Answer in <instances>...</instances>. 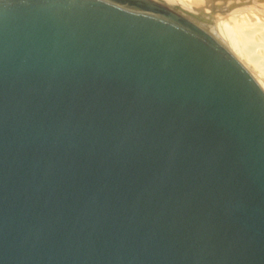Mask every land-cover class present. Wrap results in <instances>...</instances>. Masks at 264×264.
Wrapping results in <instances>:
<instances>
[{"label": "water", "instance_id": "1", "mask_svg": "<svg viewBox=\"0 0 264 264\" xmlns=\"http://www.w3.org/2000/svg\"><path fill=\"white\" fill-rule=\"evenodd\" d=\"M158 0H0V264H264V90Z\"/></svg>", "mask_w": 264, "mask_h": 264}, {"label": "rangeland", "instance_id": "2", "mask_svg": "<svg viewBox=\"0 0 264 264\" xmlns=\"http://www.w3.org/2000/svg\"><path fill=\"white\" fill-rule=\"evenodd\" d=\"M158 1L162 2L163 4L167 5L172 9L180 8V13L199 15L200 21H212V23L198 22L190 16L182 15L185 18L197 24L198 26H200L201 28H203L205 31L209 32L219 42H221L224 46H226L232 53L235 52L234 53L235 55L239 51L237 50L236 47L239 44H243V42L245 44L246 41L247 43L245 44L246 46L245 49L248 56H250V58L251 57L254 59L256 58L259 62H261L260 66L264 67V42L262 41L260 36H258L259 34L257 33L260 30L257 31L255 30L253 32H250L249 33L250 37L247 35L248 39L245 38L246 36L245 33H241L242 30L244 31L248 29L249 25H252V27L255 29L257 25H255L254 27L253 23L255 24V23H259V21L260 22L264 21V14L258 12L257 10L259 9L257 8L258 6L256 5L254 6L253 3H247L246 4L247 6L245 7L244 5L243 7L242 0H208V1L207 0L205 1L158 0ZM260 10H262V8H260ZM237 27L240 28L237 29ZM249 38L251 40H249ZM244 62L248 66H250L249 69H251V62L247 60V58H244Z\"/></svg>", "mask_w": 264, "mask_h": 264}, {"label": "bare ground", "instance_id": "3", "mask_svg": "<svg viewBox=\"0 0 264 264\" xmlns=\"http://www.w3.org/2000/svg\"><path fill=\"white\" fill-rule=\"evenodd\" d=\"M202 1V0H201ZM203 1H205V0H203ZM208 1V0H207ZM243 1V3H242V6L244 7V5H245V7L247 6L246 4L247 3H253L254 4V6L256 5V6H258L257 8H259V9H257L258 10V12H261L262 14H264V0H242ZM227 2V1H226ZM260 6V7H259ZM254 8V7H253ZM260 8H262V10H260ZM244 16V15H243ZM180 19H184V20H186L187 22H189V23H191V24H194V25H196V26H198L197 24H195L194 22H192V21H190L189 19H187V18H185L184 16H182V15H180ZM251 21V20H250ZM256 22V21H255ZM258 22V21H257ZM246 23V22H245ZM244 23V24H245ZM255 25H257L256 27H255ZM231 26V25H230ZM248 26V25H247ZM253 26L255 27V29L252 27V25H249V28L248 29H246V30H242V32L241 33H245V38L246 39H248V37H247V35L249 36V33L250 32H253V31H257V30H260V31H258L257 33L259 34L258 36H260V38L262 39V41L264 42V21H262V22H260L259 21V23H253ZM199 28H201L200 26H198ZM226 28V27H225ZM228 28V27H227ZM240 28V27H239ZM238 27H237V29H239ZM202 30H204L203 28H201ZM229 29V28H228ZM232 29V28H231ZM233 30V29H232ZM205 31V30H204ZM207 32V31H206ZM209 33V32H208ZM210 34V33H209ZM241 35V34H240ZM242 36V35H241ZM250 37V36H249ZM245 39V40H246ZM249 40H251L250 38H249ZM248 40V41H249ZM261 41V42H262ZM240 42H241V40H240ZM221 43V42H220ZM247 42L245 41V44H246ZM235 44V43H234ZM245 44H244V42H243V44H239L236 48H237V50H239L238 52H237V54L235 55L234 53H232L226 46V48L247 68V70H249V72L251 73V75L255 78V80L257 81V83L262 87V89L264 90V67H262V66H260L261 65V62H259L256 58L254 59V58H250V56H248V54L246 53V49H245ZM244 58H247V60H249L250 62H251V69H249V67L250 66H248L245 62H244ZM253 69V70H252ZM255 69V70H254Z\"/></svg>", "mask_w": 264, "mask_h": 264}]
</instances>
